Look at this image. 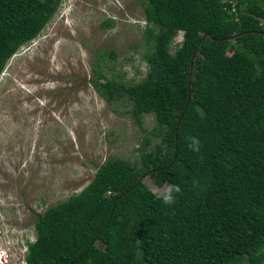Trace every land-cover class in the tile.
I'll use <instances>...</instances> for the list:
<instances>
[{
  "label": "trees",
  "instance_id": "trees-1",
  "mask_svg": "<svg viewBox=\"0 0 264 264\" xmlns=\"http://www.w3.org/2000/svg\"><path fill=\"white\" fill-rule=\"evenodd\" d=\"M61 1L0 0V77ZM139 1L146 72L127 81L95 64L92 84L110 104L125 97L138 124L153 115L162 141L138 167L109 157L37 214L26 263L264 264V0ZM147 173L170 190L154 194Z\"/></svg>",
  "mask_w": 264,
  "mask_h": 264
},
{
  "label": "rangeland",
  "instance_id": "rangeland-1",
  "mask_svg": "<svg viewBox=\"0 0 264 264\" xmlns=\"http://www.w3.org/2000/svg\"><path fill=\"white\" fill-rule=\"evenodd\" d=\"M64 1L0 77V253L17 264L19 244L36 238L37 214L79 193L109 157L140 166L163 137L153 115L138 124L125 97L110 104L92 84L95 64L127 81L146 72L142 2ZM142 181L158 196L170 190L148 173Z\"/></svg>",
  "mask_w": 264,
  "mask_h": 264
},
{
  "label": "clouds",
  "instance_id": "clouds-1",
  "mask_svg": "<svg viewBox=\"0 0 264 264\" xmlns=\"http://www.w3.org/2000/svg\"><path fill=\"white\" fill-rule=\"evenodd\" d=\"M63 2H65V1H63ZM63 2L61 1V4H60V6L58 7V10L59 9H62L63 7H65V4H63ZM66 8V7H65ZM57 10V11H58ZM56 11V12H57ZM56 14V13H55ZM178 33H180V42L182 43V41H183V32L182 31H179ZM178 35V34H177ZM40 36V35H39ZM38 36V37H39ZM176 38V37H175ZM175 38H174V40H175ZM173 43H174V41H173ZM180 43V44H181ZM180 44H175V45H180ZM193 143L194 144H198V141H196L195 139L193 140ZM27 243V245H28V243L29 242H26ZM27 245L26 244H23L22 242L19 244V249H17V251H18V253L20 254L21 253V250H23V248H26V251L24 252V259L26 258V253H27ZM22 255H23V253H22ZM11 260H12V258H11ZM26 261V260H25ZM27 264V263H26Z\"/></svg>",
  "mask_w": 264,
  "mask_h": 264
},
{
  "label": "built area",
  "instance_id": "built-area-1",
  "mask_svg": "<svg viewBox=\"0 0 264 264\" xmlns=\"http://www.w3.org/2000/svg\"><path fill=\"white\" fill-rule=\"evenodd\" d=\"M25 251H26V248H23V250H21L20 257L22 258V260L20 261L19 264H26V261L24 259V252ZM22 253H23V255H22ZM11 256L7 255V257H6L5 252L0 253V264H17V263H14V258H13V260H11Z\"/></svg>",
  "mask_w": 264,
  "mask_h": 264
},
{
  "label": "water",
  "instance_id": "water-1",
  "mask_svg": "<svg viewBox=\"0 0 264 264\" xmlns=\"http://www.w3.org/2000/svg\"><path fill=\"white\" fill-rule=\"evenodd\" d=\"M240 35H242V34H236V35H233V36H231V37H228L227 40H228V41L233 40V39H235L236 37H238V36H240ZM205 36H206V34L203 35L202 38L205 37ZM195 52H196V50H195ZM188 99H189V98H188ZM188 102H189V101H187V103H188Z\"/></svg>",
  "mask_w": 264,
  "mask_h": 264
}]
</instances>
